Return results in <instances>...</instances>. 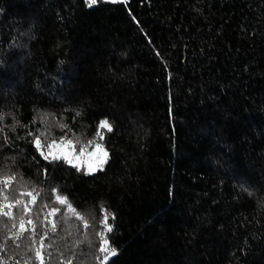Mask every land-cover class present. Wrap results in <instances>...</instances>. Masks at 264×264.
Wrapping results in <instances>:
<instances>
[{
    "label": "trees",
    "instance_id": "16d2710c",
    "mask_svg": "<svg viewBox=\"0 0 264 264\" xmlns=\"http://www.w3.org/2000/svg\"><path fill=\"white\" fill-rule=\"evenodd\" d=\"M0 115L7 194L41 193L23 236L0 216V264H264V0H0ZM45 131L110 158L46 160Z\"/></svg>",
    "mask_w": 264,
    "mask_h": 264
},
{
    "label": "snow or ice",
    "instance_id": "6c2138e0",
    "mask_svg": "<svg viewBox=\"0 0 264 264\" xmlns=\"http://www.w3.org/2000/svg\"><path fill=\"white\" fill-rule=\"evenodd\" d=\"M97 3V0H89V6L94 5ZM79 115V113H77ZM3 119V116L0 115V120ZM59 128L64 129L67 128L66 124H58ZM99 129H106L108 132L112 131V125L111 123L105 119L100 121V124L98 125V131H97V137H99L100 140L104 139L103 134ZM2 131V129H0ZM29 135L34 136L33 143L37 150L41 152V155L44 157V159L48 160H60L63 159L69 164H73V160H79L81 156H84L87 153V149L91 146L93 147V151L91 153H87L89 155H96L98 159V164L95 168H93L91 165L88 167V173H92L97 170H102L103 166L108 162V159L110 158V154L108 150L101 144L97 143L96 139L88 140L87 143H84L81 145L79 153H76L75 151V144L80 143V141L77 139L74 143L72 139L66 138V136H61L59 139H42L41 137H48L49 133L47 131L36 134V133H29ZM60 148L63 149L62 151L57 152L55 149ZM47 149V151H45ZM76 166V165H74ZM45 173L47 170H44ZM11 172V169L5 165L4 167H0V216H6V217H12L13 212L12 211H5V209H14L19 208L21 215H20V233L17 234V238L20 236H23L25 232L28 231V228L26 227V223L24 221V214L32 212V208L36 205L37 199L40 197L41 193L37 191L35 187H33L31 190H28L27 188V182H24L23 184V191H19V189H13L14 191H19V195L10 197L7 194L8 189L13 188V184H20V180H18L16 174H8ZM54 192L57 193L55 196L56 201L61 204L65 205L67 209L74 215H76L80 220L84 221V226L87 228L89 227V223L87 220H85L84 216L76 211V209L73 207L72 203L68 200V198L64 195L59 194V189H53ZM30 197V201H25L23 197ZM43 208H48L47 204H43ZM61 209L52 207L48 215L55 216L56 213L60 212ZM39 215V213H37ZM114 220V214H109L106 209H104V216L101 220V223L104 225V229L102 232L97 233L98 236L101 238V242L99 245V251L102 253H105L104 260L107 261L111 257H114L118 254V251L116 248L111 247V242L107 238L108 234H110L113 231L112 224L109 223V219ZM47 219V216L45 217ZM51 223V231L54 233L56 232V222L53 220ZM27 224L33 225V233H35V222L31 219L27 221ZM15 227V225H13ZM47 233H44L43 236L47 237ZM26 239L30 240L32 244L36 243V241L33 239L32 236L27 237ZM79 243V242H78ZM41 248L53 247L52 243H49L45 245L43 243V239L40 240ZM2 247V246H0ZM29 248H31V245H29ZM36 257L40 259L41 264H44V255L41 252L40 249L35 250ZM49 259H51V253L48 254ZM96 259H100L99 257H96ZM25 264H29L28 261H25ZM67 264H72L71 261H68ZM103 264V261H102Z\"/></svg>",
    "mask_w": 264,
    "mask_h": 264
},
{
    "label": "rangeland",
    "instance_id": "374dc122",
    "mask_svg": "<svg viewBox=\"0 0 264 264\" xmlns=\"http://www.w3.org/2000/svg\"><path fill=\"white\" fill-rule=\"evenodd\" d=\"M100 1H127V0H97V3H99ZM89 2V0H88ZM97 143H101L104 147L105 145L101 142V141H97ZM93 147L91 146L87 149V153H91L93 151ZM81 147H78L75 144V151L76 153H79ZM57 152L62 151L63 149L60 148H56L55 149ZM45 151H47V149H45ZM85 154L84 156H81L79 160H73V163L78 164L83 166L86 170H88L89 165H91L93 168H95L98 164V159L96 155H89V154Z\"/></svg>",
    "mask_w": 264,
    "mask_h": 264
}]
</instances>
